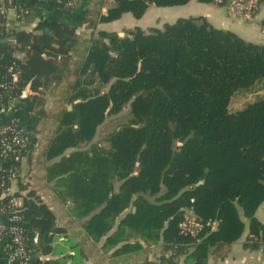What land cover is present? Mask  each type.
Returning a JSON list of instances; mask_svg holds the SVG:
<instances>
[{
	"label": "trees",
	"instance_id": "16d2710c",
	"mask_svg": "<svg viewBox=\"0 0 264 264\" xmlns=\"http://www.w3.org/2000/svg\"><path fill=\"white\" fill-rule=\"evenodd\" d=\"M40 1L0 0L2 101L20 97L30 83L36 94L25 100L33 107L40 99L37 93L61 81L68 71L70 52L78 41L73 27L39 21L34 30L42 33L36 34L6 25L9 8H15L21 19ZM77 1L51 0V5L68 13ZM188 1L113 0L106 15L85 8L77 21L93 26L98 14L101 21H111L126 12L140 18L149 5L176 6ZM260 26L264 28V19ZM124 32L119 36L98 31L78 62L68 90L72 107L59 114L47 151V158H59L47 167L46 178L53 181L62 200H70L77 216L104 203L86 225L96 237L109 228L110 216L133 204L135 210L121 224L150 241L162 229L164 250L169 252L163 257L165 264H178L180 257L181 264H208L209 250L216 251L243 231L239 211L249 221L250 233L243 246L257 248L256 231L263 229L255 210L264 201V97L239 111L230 110L229 103L235 94L264 83V44L217 28L202 15ZM16 52H22L23 58L16 57ZM126 107V121L94 141L106 116ZM0 125L13 126L25 138L14 119H0ZM2 136L8 141L5 151L0 146V222L5 227L0 242L6 244V255L15 248L10 228L16 225L22 229L25 264H82V249L64 228L52 227L53 212L19 179L28 143L11 142L10 131ZM67 149L71 150L65 153ZM14 179L17 190L8 194ZM115 182H119L117 190ZM18 197L20 205L10 202ZM187 210L215 226H206L194 237L180 234L178 223ZM10 215L19 219L8 224ZM32 229L45 236L40 252L56 258L36 257L30 243ZM19 262L15 258L11 264Z\"/></svg>",
	"mask_w": 264,
	"mask_h": 264
},
{
	"label": "crops",
	"instance_id": "0c3cea01",
	"mask_svg": "<svg viewBox=\"0 0 264 264\" xmlns=\"http://www.w3.org/2000/svg\"><path fill=\"white\" fill-rule=\"evenodd\" d=\"M18 1L21 4L31 2V0ZM112 3L113 0H78L72 10L65 13L58 7L52 6L51 0H41L21 19H18L15 8L7 10L6 25L10 29L37 32L39 30L35 31L34 29L39 21H53L73 27L78 41L70 52L69 68L62 80L50 84L43 89L42 93H37L40 99L35 100L33 107H31L30 101L25 100L28 95L36 94L30 87L26 89L28 84L22 90L20 97H12L6 102L0 100V119H14L21 127L29 149L27 156L22 157L20 160L19 179L22 183H28L30 188L40 196L53 212L55 220L52 227L64 228L66 233L82 249L84 253L82 264H139L144 261H152V264H165L163 263V257H166L169 252L164 250V245L167 243L164 240L162 229L158 238L150 241L148 237L147 240L143 239L135 230L130 231L126 224H121L124 216L135 210L133 204H130L114 217L110 216L108 218L109 228L99 237H96L86 225L89 218L100 211L104 203L84 214V216H77L70 208V200H62L53 188V181L46 178L47 167L59 158L58 156L51 159L47 158V151L51 139L56 133L57 118L61 113L60 108L63 104L66 106L71 105L68 103L69 86L74 81L73 76L78 62L85 58L90 41L96 37L98 31L117 32L118 34L123 32L125 34V30L136 26L146 30L150 27H161L165 22H173L178 17L202 15L217 28L226 25L227 29L244 40L264 44V28L260 26V21L264 19V0H262L261 6L251 20L230 16L223 7L213 3L189 0L185 4L176 6L158 7L149 5L140 18H135L130 12H126L118 19L111 21H101L98 14L93 26L77 21V15L81 10L89 8L106 15ZM23 55L22 52L15 53L18 58H23ZM263 91L264 83L261 82L251 92L258 99L264 97V95H258ZM38 100H42V104L39 106L37 105ZM53 114H57L56 119L54 118L56 126L53 129L49 128L50 134L47 135L48 131L43 126L40 128L39 125L46 122L49 124L50 120H53ZM70 150L67 149L65 153ZM118 185L119 182H115V190H117ZM16 190L17 181L14 179L11 180L7 192L12 194ZM14 201L15 205H20L22 199L18 197L14 198ZM186 213H190V211L187 210ZM238 215L240 221L244 224L243 231L230 243L218 246L216 251L211 253L209 250L208 264H264V234L262 233L264 232V201L255 210V217L263 226V229L256 231L257 235L260 236V244L257 248L251 249L243 246L244 240L250 233L249 221L242 211H239ZM164 224H166V221ZM51 230L52 228L49 232ZM31 231L30 243L36 257L41 260L56 258L57 255L42 254L40 252L41 247L45 244V236L39 230L32 229ZM182 258L180 257L178 264H181ZM0 264H11L7 261L5 242H0Z\"/></svg>",
	"mask_w": 264,
	"mask_h": 264
},
{
	"label": "built area",
	"instance_id": "2783aa9c",
	"mask_svg": "<svg viewBox=\"0 0 264 264\" xmlns=\"http://www.w3.org/2000/svg\"><path fill=\"white\" fill-rule=\"evenodd\" d=\"M212 3L217 6L223 7L226 10L227 14L230 16L239 17L245 20H251L259 9V7L261 6L262 0H212ZM10 41L13 42L14 39L12 38L10 39ZM1 86L5 87L4 84H1ZM6 131L12 132L11 142L16 141L20 142L21 144H24V142H26L25 138L22 137L19 130H15L13 126L0 125V146L2 147V151H5V149L8 147V141L2 136L3 133H5ZM10 202H13V204H15L14 199ZM2 216L3 215H1L0 209V218H3ZM18 219V216L10 215L6 219V221L8 224H12L15 220ZM206 226L214 227L215 223L211 220L203 221L190 213L185 214L178 223V229L180 234L189 235L193 237L199 234ZM10 233L11 240L15 248L7 253V261L11 263V261L15 258H19V263L25 264L26 255L23 249L22 229L19 226L13 225L10 228ZM4 234L5 227L4 224L0 222V238Z\"/></svg>",
	"mask_w": 264,
	"mask_h": 264
},
{
	"label": "rangeland",
	"instance_id": "374dc122",
	"mask_svg": "<svg viewBox=\"0 0 264 264\" xmlns=\"http://www.w3.org/2000/svg\"><path fill=\"white\" fill-rule=\"evenodd\" d=\"M253 90L254 89H252L250 91L243 92V93L241 92V93L235 94L232 97V99L230 100L231 103H229V109L232 110V111L242 110L248 103H250L249 101L255 100L256 99L255 94L251 92ZM258 95L263 96L264 95V91L261 94H258ZM65 107H67V106L65 104H63L62 107L60 108V111H62ZM237 108H241V109H237ZM56 115L57 114H53V120H50L49 124H48V122H46V123H43V124L39 125L40 128L43 126L48 131L47 135L50 134L48 129L49 128L53 129V127L56 126V124H55ZM127 117H128V107L123 108L117 114L107 115L105 120L98 126L96 135H95L93 140L94 141H99L100 139H102L103 136L110 129H112L113 127L119 125L122 122H125Z\"/></svg>",
	"mask_w": 264,
	"mask_h": 264
},
{
	"label": "water",
	"instance_id": "95a60500",
	"mask_svg": "<svg viewBox=\"0 0 264 264\" xmlns=\"http://www.w3.org/2000/svg\"><path fill=\"white\" fill-rule=\"evenodd\" d=\"M224 28L227 29V26L225 25ZM35 33H40V31H37V32H35ZM119 35L122 36V35H123V32H120ZM29 87H30V83L27 85L26 89H28ZM10 93H11V92L8 91V94H10ZM24 93H25V91H24ZM67 109H71V105H68V106H67ZM106 112H107V111H106Z\"/></svg>",
	"mask_w": 264,
	"mask_h": 264
}]
</instances>
